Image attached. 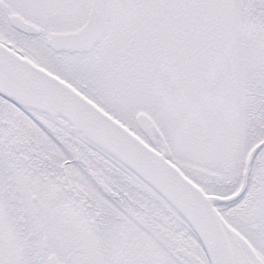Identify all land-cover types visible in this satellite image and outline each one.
Wrapping results in <instances>:
<instances>
[{
	"label": "snow or ice",
	"instance_id": "6c2138e0",
	"mask_svg": "<svg viewBox=\"0 0 264 264\" xmlns=\"http://www.w3.org/2000/svg\"><path fill=\"white\" fill-rule=\"evenodd\" d=\"M0 264H264V0H0Z\"/></svg>",
	"mask_w": 264,
	"mask_h": 264
}]
</instances>
